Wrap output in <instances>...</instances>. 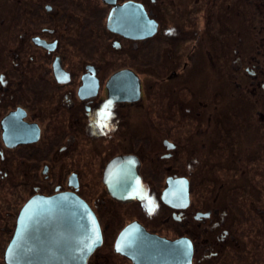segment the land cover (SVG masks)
Instances as JSON below:
<instances>
[{
  "label": "flooded vegetation",
  "instance_id": "obj_1",
  "mask_svg": "<svg viewBox=\"0 0 264 264\" xmlns=\"http://www.w3.org/2000/svg\"><path fill=\"white\" fill-rule=\"evenodd\" d=\"M115 1L139 4L154 34L111 27L105 0H0L9 208L82 198L102 235L87 264H135L121 252L133 238L120 244L133 224L186 241L191 264H264V0Z\"/></svg>",
  "mask_w": 264,
  "mask_h": 264
},
{
  "label": "water",
  "instance_id": "obj_2",
  "mask_svg": "<svg viewBox=\"0 0 264 264\" xmlns=\"http://www.w3.org/2000/svg\"><path fill=\"white\" fill-rule=\"evenodd\" d=\"M105 1L115 5L108 20L111 27L117 22H131V30L136 32L141 30L139 22L142 21L144 26L147 20V36H152L157 30V23L139 4L127 2L116 5L115 0ZM130 13L131 17L125 19V14ZM109 175L110 170H107L104 180L112 190ZM182 184V179L175 180V190L180 192L177 199L181 200L187 197V187ZM77 231L80 235H76ZM131 237V245L129 242L128 249L121 252L135 264H191L192 247L184 240L173 241L150 234L137 224L122 232L120 244L124 245ZM101 242L98 221L82 198L65 193L36 195L20 211L4 261L6 264H87L91 253Z\"/></svg>",
  "mask_w": 264,
  "mask_h": 264
},
{
  "label": "rangeland",
  "instance_id": "obj_3",
  "mask_svg": "<svg viewBox=\"0 0 264 264\" xmlns=\"http://www.w3.org/2000/svg\"><path fill=\"white\" fill-rule=\"evenodd\" d=\"M2 1H8V0H2ZM173 8L175 9V5H174ZM168 12H169L168 16H170V17H165L166 20H167V23H165V25H164L165 28H170L171 25L175 26V19L173 17L174 13H172V8L169 9ZM174 28L175 27L170 28V29L174 30ZM163 34L165 36H167V34H165V33H163ZM158 41H159V39H158ZM167 50L168 49L165 50L163 55H162V50H160V56L163 59H159V61L161 60V61H164V62H168L167 53H166ZM150 68H151V70H148V73L146 74L147 75L146 77H147L148 82H154V79L156 80L160 76L161 72L157 71V69H156V67L154 65H153V67L151 66ZM154 93H155V96H156L157 95L156 94L157 91L155 90ZM161 94H163V93H161ZM0 194H2L3 198H4V200L2 202H0V207H3V209H1L0 211L5 212V211L8 210L10 212H13L12 216H11V219H12L11 226L6 231H0V264H6L5 261H4L5 250H6L7 246H8V244H9V242L12 239L13 232H14V229L16 227V220H17V217H18V213H19L21 207L23 206V203H24L25 199L20 202L18 207L11 209V208H9V204H14V198L10 194H8V190H6V189H2ZM11 219L9 218L7 222H10ZM0 224H2V223H0ZM119 230L120 229H118L117 231H119ZM114 237H115V235H113V238Z\"/></svg>",
  "mask_w": 264,
  "mask_h": 264
},
{
  "label": "snow or ice",
  "instance_id": "obj_4",
  "mask_svg": "<svg viewBox=\"0 0 264 264\" xmlns=\"http://www.w3.org/2000/svg\"><path fill=\"white\" fill-rule=\"evenodd\" d=\"M0 79H2V78H0ZM96 239H97V241H98L99 237H97Z\"/></svg>",
  "mask_w": 264,
  "mask_h": 264
}]
</instances>
